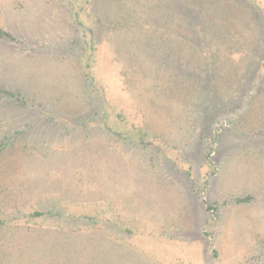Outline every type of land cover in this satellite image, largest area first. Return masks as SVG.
Returning <instances> with one entry per match:
<instances>
[{
  "label": "rangeland",
  "instance_id": "rangeland-1",
  "mask_svg": "<svg viewBox=\"0 0 264 264\" xmlns=\"http://www.w3.org/2000/svg\"><path fill=\"white\" fill-rule=\"evenodd\" d=\"M0 264H264V0H0Z\"/></svg>",
  "mask_w": 264,
  "mask_h": 264
},
{
  "label": "trees",
  "instance_id": "trees-1",
  "mask_svg": "<svg viewBox=\"0 0 264 264\" xmlns=\"http://www.w3.org/2000/svg\"><path fill=\"white\" fill-rule=\"evenodd\" d=\"M178 7H179V6H178ZM178 7H177V8H178ZM189 7H190V6H189ZM190 10H197V9L195 8V6H192V7H190ZM192 15L196 17L197 14L194 13V14H192Z\"/></svg>",
  "mask_w": 264,
  "mask_h": 264
}]
</instances>
